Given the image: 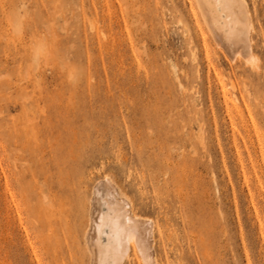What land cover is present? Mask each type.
<instances>
[{
	"label": "rangeland",
	"instance_id": "374dc122",
	"mask_svg": "<svg viewBox=\"0 0 264 264\" xmlns=\"http://www.w3.org/2000/svg\"><path fill=\"white\" fill-rule=\"evenodd\" d=\"M196 2L0 0V264H89L106 175L158 264H264V0L252 64Z\"/></svg>",
	"mask_w": 264,
	"mask_h": 264
},
{
	"label": "bare ground",
	"instance_id": "6f19581e",
	"mask_svg": "<svg viewBox=\"0 0 264 264\" xmlns=\"http://www.w3.org/2000/svg\"><path fill=\"white\" fill-rule=\"evenodd\" d=\"M196 1L206 28L215 43L222 44L232 57L235 53L237 55L240 53V57L243 55L244 60L252 64L256 58L252 51L251 38L254 24L247 0ZM233 59L235 60V57ZM4 184L7 185V178ZM2 197L1 195L0 198ZM123 198L124 194L110 176L106 175L104 181L94 188L90 222L84 234L89 264H122L124 258H129V249L134 250H132L134 255L137 253L136 249L139 250V256L145 262L143 264H158L153 252V244L156 241L154 242L152 221L137 216L136 212L127 211Z\"/></svg>",
	"mask_w": 264,
	"mask_h": 264
}]
</instances>
